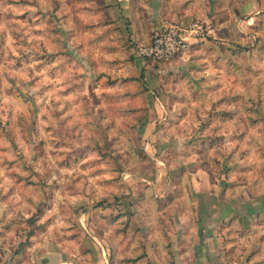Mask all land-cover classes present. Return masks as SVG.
<instances>
[{
    "label": "rangeland",
    "instance_id": "374dc122",
    "mask_svg": "<svg viewBox=\"0 0 264 264\" xmlns=\"http://www.w3.org/2000/svg\"><path fill=\"white\" fill-rule=\"evenodd\" d=\"M77 2L4 0L5 7L12 5L20 9L16 14L0 12V26L5 29L0 33V65L4 69L0 89L5 101H20V106L35 105L36 98L30 91L40 79H31L35 72H42L52 64L66 71L73 61L86 60L79 51L82 46L77 37L88 31L93 33V27L83 23L79 30V23H75L79 13ZM198 23L204 27L206 40H209L208 25ZM115 31L118 32V28ZM257 37L245 45L235 42L234 52L221 45L224 60L216 66L215 56L209 61L213 71L204 74L202 84L195 80L197 87L206 89L203 94L191 89L192 85L189 86L185 78H182L184 86L175 84L173 75L168 76L170 70H166V62L142 61L137 54L140 45H132L135 56L128 61L95 64L89 60L94 63V67L88 64L95 84L94 88L90 86L93 95L101 108L109 107L107 98H118L111 107L119 106L121 113L113 120L108 136L97 138L99 142L95 147L101 149L105 161L117 169L121 181L131 170L130 179L124 182L126 192L93 205V210L109 228L115 229V236L125 245L122 249L114 246L109 250L108 264H204L202 257L206 258V264H264V196L252 191L264 186V175H256L253 183L256 166L242 163L256 158L248 150L249 137L256 143L264 140V72L255 67L264 64V45L256 41ZM33 63L36 64L34 70ZM101 67L105 71L101 72ZM25 74L30 77L29 88L24 87ZM217 94L220 98L199 120L197 136L185 139L174 134L175 126L169 127L167 113L176 104L191 107L192 102H206ZM25 96L28 99H24ZM50 103L56 105L57 102ZM42 110L37 107L36 119L27 123L33 135L41 134L38 124ZM53 116L58 119V114L53 113ZM44 119L46 121L47 117ZM17 123L19 125V119ZM22 131L5 129L3 139L10 145L9 149H4L6 153L19 150V143L14 139ZM43 131L55 134L48 126ZM233 139L239 142V151L228 152L226 145ZM143 140L152 141L154 153L150 154L144 145L138 151L135 149V142ZM162 144L164 148L160 147ZM53 146L60 145L54 143ZM47 147L45 139L37 145L41 155ZM79 151L77 149V154ZM160 157L168 161L164 168L156 164ZM67 159L78 163L76 155L71 153L67 154ZM259 159L264 161V155ZM5 165L11 169L15 162L5 160ZM60 166H65V162L61 161ZM23 170L31 171L27 167ZM260 171L264 172V165ZM197 173L204 175L200 178ZM34 177L35 173L28 179L16 173L9 176L22 186V191L37 189L32 195L42 196L36 215L25 222L28 239L17 246L14 257L28 251L33 237L43 238L50 228L55 231L54 226L62 219L54 217L42 232L33 230L36 216H43L45 208L51 211L53 204L52 190L43 179L40 184L44 187H38ZM17 190L10 188L9 194L14 195ZM8 211L11 208L6 210L5 219ZM14 226L15 222L6 223L0 235L12 231ZM236 236L247 241L242 251L235 246ZM77 239L71 235L65 243L75 244ZM173 241L177 242L175 249ZM137 242L140 252L133 258L129 249Z\"/></svg>",
    "mask_w": 264,
    "mask_h": 264
},
{
    "label": "clouds",
    "instance_id": "9594fccd",
    "mask_svg": "<svg viewBox=\"0 0 264 264\" xmlns=\"http://www.w3.org/2000/svg\"><path fill=\"white\" fill-rule=\"evenodd\" d=\"M241 7L243 19L233 17V20L242 31L250 30L264 21V17L260 16V13L264 12V0H260L259 4L257 0H242ZM19 11L20 9L12 5L5 7L4 0H0V12L16 14ZM4 31L5 29L0 26V33ZM245 35L249 39H254L256 33L246 31ZM25 51L30 52L31 49ZM83 55L91 58L93 54L85 50ZM184 59L187 61L189 57L185 56ZM88 64L89 59L81 62L73 61L66 71L59 65L52 64L42 72H35L31 79L40 78L36 86L30 88L31 94L36 98L35 105L30 103L20 106V101H5L3 90L0 89V233H4L6 223L15 222L12 231L0 235V264H41V257L55 258L57 264H82V262L108 264L109 250L114 246L121 249L125 246L121 238L115 236V229L109 228L100 214L93 210V205L99 201L111 200L113 196L126 192L124 182L130 179L131 170L123 175L121 181L117 169L106 162L101 149L95 147L99 142L97 138L104 139L108 136L113 120L121 113L118 110L119 106L111 107L118 98H107L109 107L101 108L99 101L90 90V86L94 88L95 84L91 79ZM35 67L36 64L33 63L31 68L34 70ZM255 67L264 72V64H257ZM3 72V65H0V76ZM22 79L24 87L29 88L30 77L25 74ZM219 98L217 94L209 97L206 102L202 101L191 107L177 105L167 113L169 127L174 125V134L182 135L185 139L197 136L199 120L211 110L212 104ZM24 99L28 97L25 96ZM50 101L57 103L54 105ZM37 107L43 109L39 113L38 124L41 134L33 135L28 130L27 123L36 119ZM9 111L12 112L11 116L8 115ZM53 113L58 114V119L54 118ZM45 117H47L46 121ZM46 126L53 128L55 134L45 133L43 130ZM13 128L23 130L22 134L14 139V142L19 143V150H10L6 153L4 149H9L10 145L3 139L5 129ZM61 131L65 134L61 135ZM127 134L125 132V135ZM41 139H45L48 144L43 155L37 148ZM54 143L60 146L54 147ZM238 143L235 139L230 141L226 145L228 152L233 149L239 151ZM151 144V140L137 141L134 147L138 151L141 145L147 146V151L152 154L155 149ZM160 147L164 148V145ZM77 149L80 150L79 154ZM248 150L256 158L242 163L256 166L252 177L255 183L256 175H264V172L260 171L264 161L259 159L264 155V140L256 143L250 136ZM69 153L76 155L78 163L67 159ZM5 160L14 161L15 167L8 168ZM61 161L65 162V166H60ZM156 164L164 168L168 161L160 157L156 160ZM25 167L31 171H24ZM12 173L26 179L33 178L35 173L34 178L38 187H44L40 184V180L43 179L52 190L51 211L45 208L43 216H36L33 230L42 232L51 219L62 217L54 226L55 231L50 228L43 238L33 237L28 251L15 257L13 253L18 250L17 246L28 239L25 233L29 229L25 222L36 215V208L41 204L42 196L32 195L37 189L22 191L21 185H17L14 179H9ZM203 175L197 173L200 178ZM13 187L18 190L14 195H10L9 189ZM252 191L258 196H264V186H257ZM244 195L247 196L248 193L244 192ZM10 208L11 211H8L5 219L4 214ZM66 212H70L71 215H63ZM71 235L78 238L76 243L66 244L65 241ZM235 241V246L241 251L247 246V241L239 236L235 237ZM176 243L173 241L174 249ZM85 250H91L92 254L85 258L81 255ZM139 252V242L129 249L133 258L139 255ZM202 261L206 264V258L202 257Z\"/></svg>",
    "mask_w": 264,
    "mask_h": 264
},
{
    "label": "crops",
    "instance_id": "0c3cea01",
    "mask_svg": "<svg viewBox=\"0 0 264 264\" xmlns=\"http://www.w3.org/2000/svg\"><path fill=\"white\" fill-rule=\"evenodd\" d=\"M77 3L76 9L79 13L75 23H79V30L83 23H87L93 27L91 28L93 33L88 31L74 38L77 37L82 46L81 50L79 49L81 54L85 50L93 54L91 58L86 56L83 58L92 60L95 64H99V61L109 64L119 60L128 61L130 57L135 56L132 45L148 44L155 33L163 27L171 25L188 27L195 21L206 23L210 33L209 40H204L201 45H193L189 52L178 55L164 64L166 70H170L168 76L173 75L175 84L180 83L184 86L182 78H185L189 86L192 85L191 89L194 88V91L202 94L207 91L201 90L203 88L201 86L197 87L195 80L201 81L202 84L204 74L213 71L209 61L215 56L216 66L217 62L224 60L222 52L224 46L230 47L234 52V49H237L235 42L245 45L250 40L245 35L246 31L256 33L255 38L258 36L256 41L263 42L264 45V21L250 30L242 31L233 20V17L243 19L242 0H87V2L78 0ZM257 3L259 4L260 0H257ZM260 16L264 17V12H261ZM116 28L118 32L115 31ZM185 56L189 57L187 61L184 59ZM92 61L89 64L94 67ZM214 69L218 71L217 67ZM100 71H105V68ZM192 104L195 105L196 102ZM89 254H92V251L81 253L85 258ZM41 264L57 262L55 258L41 257Z\"/></svg>",
    "mask_w": 264,
    "mask_h": 264
},
{
    "label": "built area",
    "instance_id": "2783aa9c",
    "mask_svg": "<svg viewBox=\"0 0 264 264\" xmlns=\"http://www.w3.org/2000/svg\"><path fill=\"white\" fill-rule=\"evenodd\" d=\"M206 39L207 33L198 22L188 27L171 25L158 30L148 44L138 47L137 53L145 62H167Z\"/></svg>",
    "mask_w": 264,
    "mask_h": 264
}]
</instances>
